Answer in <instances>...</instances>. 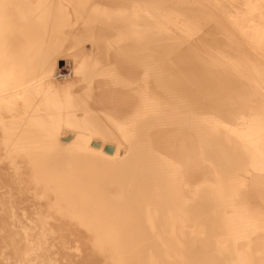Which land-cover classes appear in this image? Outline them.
<instances>
[{
  "label": "bare ground",
  "instance_id": "1",
  "mask_svg": "<svg viewBox=\"0 0 264 264\" xmlns=\"http://www.w3.org/2000/svg\"><path fill=\"white\" fill-rule=\"evenodd\" d=\"M15 1L0 0V130L4 136L11 129L17 130L8 145L28 160V175L38 188L43 192L50 190L48 185L60 172L42 152L43 140L38 139L42 131L54 136L46 144L53 146L55 152L51 156L48 149V154L70 177V211L85 210L96 226L112 228L114 232L106 241L121 249L110 255L120 258L123 264H143L142 258L149 253L161 256L155 246L147 252L144 247L155 243L143 216V209L152 204L154 208L169 209V214L173 212L172 225L180 227L181 234L203 248L202 254L210 264H219L211 242L221 234L225 235L220 238L222 241L235 243V250L240 248L236 250L238 254L245 248L249 258L245 257L246 263L255 261L254 253L264 255V232L260 235L259 229L253 228L263 224L264 231V190L246 181L248 177L264 182L263 173L258 178L246 166L257 160L264 165V98L256 89L257 74L264 71V0L257 2L261 6L250 8H246L247 0L238 2L239 6L232 0H179L181 5L173 0H150L149 14L117 10L119 13L101 15L92 12V5L86 3L94 0H64L67 4L53 5L54 12L45 13L49 19L39 24L19 21L14 12L8 11L6 7ZM107 1L103 4L109 7ZM106 9L109 12L111 8ZM235 11L237 15L230 16ZM97 14L105 19L103 23L90 21ZM252 14L257 17L248 18ZM106 28L114 31L103 40L106 54L121 53L122 60L114 62V70L111 74L104 71V76L120 86L98 82L96 91L85 92L71 84L59 93L62 99H54V107L47 111L53 114L36 116L38 109L34 106L46 103L40 99L44 95L41 87L52 71L67 65L72 76L73 72L89 70L90 59L94 61L76 44H70L73 50L60 59L61 54L53 51L46 35L57 41L69 37L75 41L71 37L79 33L86 35L79 36L80 40L89 41V33ZM9 54H13V59H8ZM95 65L92 62V67ZM124 75L140 82L131 87ZM84 78L90 87L94 77ZM78 94H85L90 100L79 101ZM95 96L116 99L117 107L112 111L116 113L114 119L121 121L109 122L117 128H112L116 137L107 130V123L94 115L87 124L89 134L80 131L79 105L86 104L83 109L88 111L86 106L95 103ZM130 112L135 116L131 117L132 122L124 117ZM206 116H213V121L206 120ZM10 120L14 121L12 126ZM177 174L191 184L196 179L207 184L212 181L220 186V193L230 192L232 197L235 194L232 200L243 214L238 207V218L229 220L221 211L214 212L215 198L206 187L197 195L184 192L172 196L165 192V178L171 180ZM109 185L123 189L120 199L106 193ZM190 216L197 221L193 225L187 223ZM160 223L157 221L156 225ZM164 230L167 229L163 226ZM101 245L100 241V248ZM192 256L187 253L188 258Z\"/></svg>",
  "mask_w": 264,
  "mask_h": 264
},
{
  "label": "rangeland",
  "instance_id": "2",
  "mask_svg": "<svg viewBox=\"0 0 264 264\" xmlns=\"http://www.w3.org/2000/svg\"><path fill=\"white\" fill-rule=\"evenodd\" d=\"M97 1H101V4H98L99 2ZM97 1L94 0L93 3L92 1L91 3L90 2H86V3L92 5V9H90L92 12H99L100 15L102 13L110 14V12L119 13L122 10L123 12L124 11L132 12L134 10L142 14H149V6L151 5L147 2V1L150 2V0H127V1L126 0L125 1L116 0L117 2H115L114 0H108L107 2H109V4L107 5L109 7H106V4H103V3H106V0L105 1L97 0ZM173 1L175 2L177 1L180 5L186 2L185 0L184 1L182 0L181 1L182 3L179 0H173ZM232 1L233 2L236 1L234 3L236 6H239L238 2L243 3L242 0H232ZM259 1L260 0H247L246 8H250L253 5L256 7L261 6V5H257V2L258 4H261V2ZM57 3L60 5L67 4L64 0H47V3L45 0H16L13 3V6L8 5L6 9L8 11L14 12L16 15V18L19 21H27V22L39 24L42 21L49 19V17H47L45 13L46 12L53 13L54 8L52 6L58 5ZM136 5H137V8H136ZM16 6L18 10L15 9ZM32 6H34V8ZM104 7L111 8V9L108 12L109 9L107 10ZM113 7L114 8L116 7V8L113 9ZM117 10L118 11L120 10V11L118 12ZM87 11H88V8H86V12ZM236 13L237 11H235V13H233L232 15L230 14V16L233 17ZM261 13L264 14V11ZM31 14H32V17H31ZM100 15L97 14V16H94V15L93 17L91 16L92 20L90 19V21L91 22L97 21L99 22V24L103 23L102 20H105V19ZM253 16L255 18L257 17L256 14H252L251 16L248 15V18H251ZM180 18L181 17H178V19ZM32 25H35V24H32ZM98 31L99 32L95 30L94 31L95 33H92V34L89 33L87 35V37H89L88 38L89 41L80 40L78 38L79 36H83L84 38L86 37V35L85 34L80 35L79 33L78 35H75V34L72 35L71 38H76L75 41H73L74 39L71 40L70 37L68 39H63L59 41L54 39L55 40L54 41L53 39L49 37V35L48 36L46 35V37H48V42H50L51 45L53 46L57 45L54 48L52 46V49L54 52L61 54L60 59L65 58V55L66 53H68L69 50L70 51L73 50V47L70 48L71 47L70 44H76L75 45L76 47L84 49V51H86L88 55L91 56V58H93L94 61L90 59L91 62L89 63V68H87L89 70L82 71V72L76 71L75 73L77 74L73 72L72 76L70 75V72L67 69V65L59 66L57 70H55L56 71L55 73L54 71H52L50 73L49 79L46 80L43 86L41 87V90L44 92V95L40 99L44 100L46 103L43 104V106L42 105L34 106V107H37L38 109V111L35 112L36 116L45 117L46 115L49 116L53 114V113H47V111H51L49 109L54 107L53 101L62 99L60 97L62 93L60 95L59 93L68 89L67 87L71 84H76L77 86L82 87L84 89L82 91H85V92L86 91L88 92L96 91L97 89L96 87H98L97 86L98 82H107L109 86H113V87L120 86L117 83L114 84L110 82L107 79V76H104V71H106L105 74H111V72L114 70V62H116L117 60L118 61L122 60L120 59L122 57L121 53L111 52L109 53L110 55H108L106 54L107 53L106 48L103 46L104 38L105 39L108 38L110 33L114 31H110L107 28L104 31L102 29L101 31L100 30ZM96 34H98V36ZM259 43L257 47H259ZM261 44L263 45L261 47H264V41H262ZM58 45L59 46L61 45V46L59 47ZM63 46L65 48H62ZM59 49H61V51H59ZM97 51H98V54H97ZM262 51H264V49H262ZM79 56L80 55L76 57L78 58ZM263 56H261V61H263L262 65L264 66ZM8 59L9 60L13 59V54H9ZM92 62H93V65L96 64L97 66L95 65L94 67H92ZM95 67H97V69H95ZM89 75H92L95 80V81L93 80V82L91 83L92 87L88 86L89 84L88 82H84V79H85L84 77L89 76ZM125 76L126 75H124V77ZM126 78H127V81L128 79L130 80L128 84H132L131 87L135 86L136 82H140V81H136V78L134 76L132 77L126 76ZM257 78L258 80L256 83V89L258 90L259 93L261 92L260 94L264 98V94H263L264 93V79H263L264 71L258 72ZM58 79H60V81ZM47 83L49 84L47 85ZM128 88H130V86ZM97 91L99 94L100 90H97ZM45 93L47 94L45 95ZM54 94H56V96H54ZM57 94L59 95V97L57 96ZM102 98H104V100ZM78 99L79 101H82V102L84 101L88 102V100H90V98L85 96V94L82 96L78 94L77 100ZM48 101L50 103H48ZM94 102L95 103L91 105V107L95 105L94 106L95 109L93 107L91 109L90 106H86V109L88 111L84 110L86 104L79 105L82 107V110H79V113H80L81 121H83L81 122L79 120L80 121V124H79L80 131L84 132L87 135L89 134L87 124L90 121L89 117L94 115L95 117L98 118L99 121H103L105 122V124L107 123L106 125L107 130L110 133H112L114 137H116V135L113 133L114 131L112 130L114 124L112 125L110 124L111 120L115 121L116 123L117 121L118 122L121 121V120H118L117 117H115L114 119V116H116L115 115L116 113L114 114V112L112 111L113 109L117 107L116 99L111 96L109 97L108 96L106 97L98 96L97 98L95 96ZM104 104H107V105H104ZM79 106L78 108L81 109V107ZM263 106L264 105L262 104V107ZM105 108H107L108 110H105ZM133 116H134L133 112H130V114L125 115L124 117L132 122L133 119H131V117L133 118ZM213 118H214L213 116H209L208 118H205V119L210 120ZM211 121L213 120H210L209 122ZM30 123L33 124V122H30ZM9 124L12 126L14 124V121L10 120ZM115 128L113 129L116 130L117 128L116 129ZM16 132H17L16 129H11L9 130L8 134L4 136L3 131L0 130V264H112V263L113 264H123L120 258L112 257L110 255V253H113L117 251L118 249H121V246L118 244L117 245L110 244L106 241V238H108L110 234H113L114 230L110 227L101 228V227L96 226L94 224V221L90 218V216L87 215V212L85 210L75 209L73 211H70V196H71V200L73 199V193H70V177L66 175L67 173L65 174V172L59 167L57 163L53 162V160L50 158V155L48 154V149H49L51 156L54 155V152H55L54 147L47 146L46 144L47 141L51 142L54 136L52 137L51 134L49 135L43 134L42 131L40 133L41 134L40 138L37 136L39 140L40 139L43 140V141L40 140L41 145H42L41 146L42 152L46 156L49 164L54 165L55 169L57 167L60 169V172L56 174L55 176V180L53 184L48 185V188H50V190L43 192L42 190L38 188L39 186L37 185V183H35L34 179L28 175V171H27L28 160L25 158L23 154L21 155L17 152H13L12 147L8 145L13 139V137L16 135ZM32 134L35 135L33 131H32ZM4 138H7L6 142L2 141V139ZM166 163L167 162L165 163L162 162V165H166ZM175 165L173 167L174 168L176 167L175 168L176 170L180 169L178 168L177 165L176 166ZM246 166L249 170H251L254 173V175L258 174L257 175L258 178H260V176H263L262 173L264 174V165L263 163L260 164L258 160L256 162L255 161L247 162ZM249 166H251V168ZM260 169L263 172H261ZM254 178H256V176H254ZM246 179H247L246 181L252 187H256V188H260V190H264V182L258 181V180L257 181L251 180L248 177H246ZM165 185H166L165 192L168 191L170 195L172 193V196L176 193L181 194L184 192H186L189 195L191 194L197 195L200 192L202 187H206L212 190L210 192V196L212 198H215V202L214 200H211L212 203L214 202L217 206H218V203L220 204L218 208H216L217 207L216 205H215V208H212L214 212L221 211L224 217H226L229 220H233V219L236 220L238 218L236 213L239 210L238 207L240 209L241 207L239 206V204L237 206V204L234 203L235 194L232 197V194L230 192L220 193L221 191L220 186L219 185L217 186V184L212 181L207 184L206 182H203L202 180L196 179L192 181V184H191L190 181L184 180L183 177L177 174L176 176L174 175V177L171 178V180H169L168 178L167 179L165 178ZM210 185L212 188L210 187ZM229 185L230 187L229 186L228 187L230 188V190H232L231 184ZM167 187H168V190H167ZM191 187H192V191H191ZM122 190L120 186L109 185L106 193L111 198L120 199L121 196L123 195ZM214 203H213V206H214ZM221 204L223 205L221 206ZM224 204L226 205L228 204V205L226 206ZM152 206L153 204L143 209V216H144L145 221L147 222V228H149L148 232L152 233V234L150 233V235L152 238L155 239V243L145 244L144 247L146 248V252H147V251H151L152 245L155 246L158 252H160L161 256L156 257L152 255V253H149L148 257L142 258V263L143 264L145 263L146 264H160V263L161 264H190L191 262L200 261L202 264H210L209 260L202 254L203 248L198 247L195 241H191L190 240L191 237L188 238V237H185L186 235L184 236V234H181L180 227L176 228L175 224L172 225L173 223L171 222H172V218L174 217L172 215L173 212L169 214L168 212L169 209L166 211L163 207L154 208ZM236 206H237V209L235 208ZM148 209H150L149 210L150 212L148 211ZM159 211H161V213ZM240 211H242V209L239 210V213H241ZM146 212L149 214H146ZM150 213L152 216L150 215ZM158 213L160 216L158 215ZM147 215H149V217ZM160 218H162V221ZM157 221H158V224L161 222L160 225H156ZM195 222H197L195 218H192L191 216L190 218H188L187 223L189 225H193L195 224ZM161 224H162V227H161ZM168 225H169V228H167ZM262 225L263 224H260V225L256 224L253 227L255 229H259L260 235H262L263 234L262 232H264L263 230H261ZM163 226H164V229H167L168 231L167 230L162 231ZM156 230H158V232ZM219 236H220L219 237L220 239L221 237H224L225 235L221 234ZM219 239H216L214 241L215 243L211 242V249L215 251V255H216L215 261H217L219 264H242L241 263L242 261L244 262V264H251V262L246 263L247 262L246 260L247 259L249 260V258H247L248 254L246 253V250L244 252L245 248L243 249L241 248L242 249L240 251L241 254L240 253L238 254L239 250L238 251L236 250L240 248H236L235 250V248L232 247L233 244L235 243H233L232 241L227 242V240H224L225 241L224 242L222 241L223 239H220L221 241ZM100 241L103 242V247L101 245L102 249L99 247ZM188 252H191L193 254L192 258L187 257ZM260 254L261 253H257V254L254 253V256L256 255L255 256L256 262L254 261L252 264H264V255L262 254L260 256ZM239 257H240V260L238 259ZM109 258H112V259L110 260Z\"/></svg>",
  "mask_w": 264,
  "mask_h": 264
},
{
  "label": "crops",
  "instance_id": "3",
  "mask_svg": "<svg viewBox=\"0 0 264 264\" xmlns=\"http://www.w3.org/2000/svg\"><path fill=\"white\" fill-rule=\"evenodd\" d=\"M110 260L112 259V258H109ZM112 263V262H111ZM113 264V263H112Z\"/></svg>",
  "mask_w": 264,
  "mask_h": 264
},
{
  "label": "clouds",
  "instance_id": "4",
  "mask_svg": "<svg viewBox=\"0 0 264 264\" xmlns=\"http://www.w3.org/2000/svg\"><path fill=\"white\" fill-rule=\"evenodd\" d=\"M83 67V66H82Z\"/></svg>",
  "mask_w": 264,
  "mask_h": 264
}]
</instances>
